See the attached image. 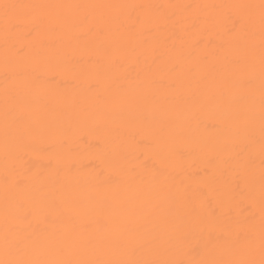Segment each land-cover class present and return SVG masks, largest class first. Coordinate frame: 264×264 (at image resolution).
I'll use <instances>...</instances> for the list:
<instances>
[{
	"label": "bare ground",
	"instance_id": "obj_1",
	"mask_svg": "<svg viewBox=\"0 0 264 264\" xmlns=\"http://www.w3.org/2000/svg\"><path fill=\"white\" fill-rule=\"evenodd\" d=\"M262 2L0 0V261L259 264Z\"/></svg>",
	"mask_w": 264,
	"mask_h": 264
},
{
	"label": "snow or ice",
	"instance_id": "obj_2",
	"mask_svg": "<svg viewBox=\"0 0 264 264\" xmlns=\"http://www.w3.org/2000/svg\"><path fill=\"white\" fill-rule=\"evenodd\" d=\"M262 8H264V2H262ZM4 7L7 9L9 7H13L10 5H4ZM262 22H264V16H262ZM0 264H42V262L39 261H19V260H9V261H0ZM81 264H89V262H81ZM241 264H256L255 261H245V262H241ZM259 264H264V258H262L259 261Z\"/></svg>",
	"mask_w": 264,
	"mask_h": 264
}]
</instances>
